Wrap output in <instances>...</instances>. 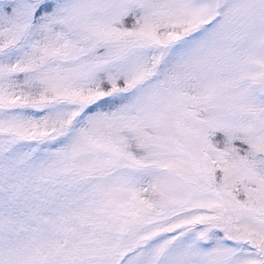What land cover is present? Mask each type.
Wrapping results in <instances>:
<instances>
[{
  "label": "snow or ice",
  "instance_id": "6c2138e0",
  "mask_svg": "<svg viewBox=\"0 0 264 264\" xmlns=\"http://www.w3.org/2000/svg\"><path fill=\"white\" fill-rule=\"evenodd\" d=\"M0 264H264V0H0Z\"/></svg>",
  "mask_w": 264,
  "mask_h": 264
}]
</instances>
